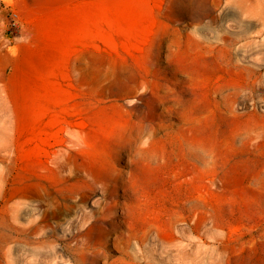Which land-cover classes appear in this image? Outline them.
Masks as SVG:
<instances>
[{"label":"rangeland","instance_id":"rangeland-1","mask_svg":"<svg viewBox=\"0 0 264 264\" xmlns=\"http://www.w3.org/2000/svg\"><path fill=\"white\" fill-rule=\"evenodd\" d=\"M92 53L120 80L84 78ZM249 249L264 264V0H0V264Z\"/></svg>","mask_w":264,"mask_h":264},{"label":"bare ground","instance_id":"bare-ground-1","mask_svg":"<svg viewBox=\"0 0 264 264\" xmlns=\"http://www.w3.org/2000/svg\"><path fill=\"white\" fill-rule=\"evenodd\" d=\"M89 60L90 61H88L87 63H89L88 65H86L85 67H83V71H82V74H83V77L84 78H89V79H91V78H93L94 79V81H101L102 79H104V78H110V79H112V81L115 83L117 80H120V77L119 76H116V73L119 71L118 70V65L117 64H114V65H112V67L110 68V70H108L109 68V66L111 65H109V66H107V68L108 69H106L105 67H104V62H103V60L101 59V58H99V56L97 55V54H95V53H92V54H90L89 55ZM106 65H108V62H107V64ZM118 70V71H117ZM117 75H119V74H117ZM98 177H99V175H98ZM103 178V177H102ZM110 178H112V177H110ZM110 178L108 179V183L110 182L109 180H110ZM99 178H97L96 179V182H97V180H98ZM102 180V179H101ZM100 181V180H99ZM107 181V180H106ZM114 181H112V183H113ZM103 183V182H102ZM98 184V183H97ZM100 184V183H99ZM107 184V183H106ZM42 186H44V185H42ZM101 186H102V184H101ZM105 186V185H104ZM103 186V187H104ZM109 186V185H108ZM113 187L112 188H115L116 187V184H114L113 183V185H112ZM69 187V186H68ZM98 188V187H97ZM109 188V187H108ZM107 189V188H106ZM118 189V188H117ZM104 191H105V189H103ZM102 190V191H103ZM115 190L116 189H114L113 191L115 192ZM112 191V189L110 188V191L109 192H111ZM109 192H107V193H109ZM113 192H111L110 193V195L112 194ZM117 192H115V193H113L114 195L116 194ZM112 194V195H113ZM105 195V194H104ZM109 194H108V196H110ZM119 195V194H118ZM111 197V196H110ZM115 197V196H114ZM45 201V200H44ZM114 201V200H113ZM104 202V201H103ZM110 202V201H109ZM104 204H105V202H104ZM104 204H102L103 206H104ZM107 204H108V201H107ZM113 204H115V202H113ZM61 205V204H60ZM116 205V204H115ZM115 205H113V206H115ZM110 206H111V203H110ZM107 207V206H106ZM108 207H109V205H108ZM97 209H98V207H96ZM99 208H101V207H99ZM115 208H116V206H115ZM118 208V207H117ZM17 209V208H16ZM109 209V208H108ZM114 208H112V210H113ZM95 210V209H94ZM102 210H104V208L102 209ZM42 211V210H41ZM100 211V210H99ZM98 211V212H99ZM108 211V210H107ZM109 211H111V209L109 210ZM93 212V211H92ZM97 212V211H96ZM95 212V213H96ZM84 213H85V211H84ZM84 213H83V215H84ZM87 213V212H86ZM94 213V212H93ZM94 213V215H96ZM104 213H106V212H104ZM104 213H103V216H104ZM112 213V212H111ZM111 213H106V214H110V215H113V214H111ZM115 213V212H114ZM72 214V213H71ZM98 214V213H97ZM101 214V213H100ZM116 214V213H115ZM18 215H19V213H18V211H15V213H14V218H17L18 217ZM77 215V214H76ZM83 215H82V218L83 219H85L84 217H83ZM78 216V215H77ZM85 216V215H84ZM87 216H90V215H87ZM101 216V215H100ZM106 216H109V215H106ZM106 216H105V218H106ZM48 217H49V215H48V211H47V209H44L42 212H41V225H40V230H41V233H43V235L45 234V232H46V228L48 227V224H49V222H48V224H47V220H48ZM94 217V216H93ZM111 217V216H110ZM50 218V217H49ZM87 218V217H86ZM91 218H92V215H91ZM104 218V217H103ZM116 218V217H115ZM87 219H89V218H87ZM86 219V220H87ZM94 219V218H93ZM107 219V218H106ZM98 220H99V218H98ZM102 220V219H101ZM116 220V219H115ZM123 220V219H122ZM29 221V220H28ZM85 221V220H84ZM125 221V220H124ZM71 222V221H70ZM69 222V223H70ZM121 222V221H120ZM72 223V222H71ZM96 222H94L93 224H95ZM99 223H101V222H99ZM117 223V222H116ZM125 223V222H124ZM110 224V223H109ZM122 224V223H121ZM111 226H112V224H110ZM109 225V226H110ZM124 225V224H123ZM39 226V225H38ZM56 226V225H55ZM55 226H53L54 228H55ZM94 226V225H93ZM99 226H101V225H99ZM106 226V225H105ZM119 226H121V225H118V227ZM125 226V225H124ZM91 228V227H90ZM107 228V227H106ZM105 228V229H106ZM112 228V227H111ZM114 228V227H113ZM120 228V227H119ZM122 228H123V226H122ZM56 229H58V226L56 227ZM101 229V228H100ZM104 229V230H105ZM110 229V228H109ZM116 229V228H115ZM132 229V228H131ZM38 230V229H37ZM55 229H53L52 231H54ZM90 229H87V231H89ZM129 230V229H128ZM57 231V230H56ZM55 231V232H56ZM87 231H85V234L87 233ZM91 231V230H90ZM103 231V230H102ZM113 231H114V229H113ZM116 231H117V229H116ZM127 231V230H126ZM194 231H196V230H194ZM105 232H107V230L105 231ZM105 232H104V234H105ZM99 233H100V231H99ZM102 233V232H101ZM100 233V234H101ZM56 234V233H55ZM90 234V233H89ZM97 235H98V233H96ZM41 235V234H40ZM42 235V236H43ZM47 235H49V234H47ZM52 235V234H51ZM92 235V234H91ZM135 235V234H134ZM172 235V234H171ZM184 235V234H183ZM84 236V235H83ZM122 236V235H121ZM168 236H170V233H169V235ZM173 236V235H172ZM55 237H57V236H55ZM91 236L89 235V238H90ZM96 237V236H95ZM98 237H101V236H98ZM98 237H96V238H98ZM104 237V236H103ZM103 237H101L102 239H104ZM131 237V236H130ZM161 237H163L162 235H161ZM160 237V238H161ZM194 237V236H193ZM74 238V237H73ZM81 238V237H80ZM101 238H99V239H101ZM110 238V237H109ZM128 238V237H127ZM172 238V237H171ZM49 239V238H48ZM50 239H52V238H50ZM84 239H85V237H84ZM83 239V240H84ZM125 239V238H124ZM130 239V238H129ZM168 239H170V238H168ZM80 240V239H79ZM166 240V239H165ZM52 241V243H53V241L54 240H51ZM78 241V240H77ZM91 241V240H90ZM89 241V242H90ZM96 241V240H95ZM94 241V242H95ZM102 241V240H101ZM101 241L99 240V242L101 243ZM169 240H167V242H168ZM41 241H39V243H40ZM46 242H48V243H46ZM50 241H47V239H45V240H42V246L40 245L39 247H41V249L44 247H49L50 246V244H52V243H49ZM69 242H70V240H69ZM79 242V241H78ZM81 242V241H80ZM82 242H84V241H82ZM89 242H87V243H89ZM164 242V241H163ZM45 243L46 244H48V245H45ZM71 243H72V241H71ZM90 243H92V241L90 242ZM98 243V242H97ZM53 244H55V243H53ZM52 244V245H53ZM57 244V243H56ZM126 244V243H125ZM45 245V246H44ZM76 245H77V243H76ZM74 246H75V244H74ZM87 246V245H86ZM173 246H174V244H173ZM53 247H55V246H51V247H49V248H52L53 250H54V248ZM57 247V246H56ZM55 247V248H56ZM90 247V246H89ZM106 247V246H105ZM130 247V246H129ZM175 247V246H174ZM36 248V247H35ZM38 249V248H37ZM65 249H66V247H65ZM85 249V248H84ZM169 249H170V247H169ZM169 249H167V251L169 250ZM173 249V248H172ZM39 250V249H38ZM38 250H36V251H38ZM47 249H45V251H46ZM52 250V251H53ZM57 250V249H56ZM89 250H91V249H89ZM97 250V249H96ZM171 250V249H170ZM36 251H34L35 253H39L40 254V252L42 251V255H44V250L42 249L41 251H39V252H36ZM49 251V249L47 250V253H49L48 252ZM51 251V250H50ZM69 251H72V250H69ZM172 251V250H171ZM55 253H56V251H54ZM67 252V251H66ZM77 252V251H76ZM85 252V251H84ZM126 252V251H125ZM169 252V251H168ZM32 253V252H31ZM52 253V252H51ZM55 253H53V254H55ZM68 253V252H67ZM72 253H74V252H72ZM71 253V254H72ZM81 253H83V252H81ZM87 253H89V252H87ZM86 253V254H87ZM93 253V252H92ZM91 253V255L90 256H92V255H94V254H92ZM95 253H97V252H95ZM126 253H128V252H126ZM129 253H130V251H129ZM255 251H253V250H251V249H249V250H247L246 251V254L244 255V256H240V257H236V258H234V263H236V264H248L249 263V261L251 260V259H253L254 257H255ZM34 254V253H33ZM39 254H38V256H39ZM52 254V255H53ZM80 254V253H79ZM104 254V253H103ZM45 255H46V252H45ZM44 255V256H45ZM51 255V256H52ZM70 255V254H69ZM74 255V254H73ZM73 255H72V259H73ZM87 255H89V254H87ZM105 255V254H104ZM126 255V254H125ZM47 256H50V255H48L47 254ZM54 256V255H53ZM52 256V258H55V257H53ZM80 256V255H79ZM78 256V258H77V262L79 263V264H91V262L93 263V260H91L88 256H86V255H82V256H80L79 257ZM133 256V255H132ZM131 255H130V259H133V257H132ZM96 257V256H95ZM125 257V256H124ZM127 257H128V254H127ZM41 258V257H40ZM45 258V257H44ZM48 258V257H47ZM51 258V257H50ZM56 259V258H55ZM97 258H95L94 259V261L96 260ZM106 259V258H105ZM119 259V258H118ZM120 259H122V258H120ZM129 259V258H128ZM149 259V258H148ZM47 260V259H46ZM52 260V259H51ZM76 260V259H75ZM107 260V259H106ZM124 260V259H123ZM135 260V259H134ZM152 260V259H151ZM45 261V260H44ZM53 261V260H52ZM57 261V260H56ZM121 261V260H120ZM119 261V262H120ZM127 261V260H126ZM40 262V261H39ZM42 262H43V260H42ZM71 262V261H70ZM75 262V261H74ZM77 262H75V263H77ZM132 262V261H131ZM150 262V261H149ZM41 263V262H40ZM46 263V262H45ZM123 263V262H122ZM127 263V262H126ZM133 263V262H132ZM132 263H130V264H132ZM145 263V262H144ZM147 263V262H146ZM145 263V264H146ZM14 264V263H13ZM42 264H44V262L42 263ZM47 264V263H46ZM114 264V263H113ZM124 264V263H123ZM128 264V263H127ZM135 264V263H134ZM140 264V263H139ZM148 264V263H147Z\"/></svg>","mask_w":264,"mask_h":264}]
</instances>
